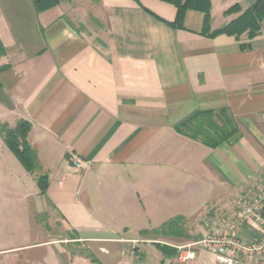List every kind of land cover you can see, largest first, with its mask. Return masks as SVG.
Instances as JSON below:
<instances>
[{
    "label": "crops",
    "instance_id": "1",
    "mask_svg": "<svg viewBox=\"0 0 264 264\" xmlns=\"http://www.w3.org/2000/svg\"><path fill=\"white\" fill-rule=\"evenodd\" d=\"M210 1L213 32L253 0ZM216 5H225L220 23ZM232 5L241 10L225 15ZM177 12L161 0H59L40 10L0 0V68L10 66L0 70V121L31 123L49 186L41 195L1 137L0 184L73 235L74 245L44 242L58 264H172L159 251L139 260L132 241L177 216L203 218L199 239L205 221L232 220L234 201L264 187V21L254 38L209 36L203 12L188 10L175 28ZM196 112H224L238 137L210 147L180 133ZM70 154L86 166L75 168ZM237 233L256 235L249 223ZM175 262L217 264L204 251Z\"/></svg>",
    "mask_w": 264,
    "mask_h": 264
},
{
    "label": "trees",
    "instance_id": "2",
    "mask_svg": "<svg viewBox=\"0 0 264 264\" xmlns=\"http://www.w3.org/2000/svg\"><path fill=\"white\" fill-rule=\"evenodd\" d=\"M175 5L178 9L177 18L169 23L172 27L181 28L183 19L188 10L194 9L205 14L204 35L217 36L227 34L240 38L247 34L249 38L256 37L262 28L264 21V0H253L249 7L235 20L229 24L211 32V1L210 0H161ZM37 10L56 5L59 0H33ZM241 10L240 5H235L225 12L226 15L237 13ZM7 49L0 39V57L6 55ZM10 66L6 65L0 70H6ZM2 84L0 82V90ZM31 123L21 119L17 125L12 128L7 123L0 122V137L5 145L15 155L23 168L30 174L36 175V182L40 194L45 196L49 186V176L47 173L40 174L41 170L36 150L30 145L28 135L31 131ZM177 130L196 140H201L210 147H217L220 144L231 141L238 137V130L234 123L224 112H196L177 125ZM183 218L176 217L165 224L160 230H155L152 234L156 236H165L172 238H188ZM158 250L165 259L177 257L176 248L157 244Z\"/></svg>",
    "mask_w": 264,
    "mask_h": 264
},
{
    "label": "rangeland",
    "instance_id": "3",
    "mask_svg": "<svg viewBox=\"0 0 264 264\" xmlns=\"http://www.w3.org/2000/svg\"><path fill=\"white\" fill-rule=\"evenodd\" d=\"M224 6L225 5H216L215 16L217 19V23L221 22V9ZM233 6L235 5L230 6L227 10H229ZM85 21L87 22V25H89V27L91 26V29L98 30L99 25L97 23L90 20ZM77 25L82 30H88V28L82 24L77 23ZM2 101L4 102L3 99ZM1 109H3L2 106H0V111ZM29 143L33 147L30 141ZM4 147L7 146L4 144ZM11 155L14 159H16L15 155H13L12 153ZM68 160L69 162H71V155L69 156ZM16 161H18V159H16ZM29 205V202H24L19 197L18 192L15 194V192L11 189V186H8L5 183L0 184V264H58V260L55 259L53 254H46L47 245L75 244L71 241L74 238L73 235L66 234L60 228V225H58V223H56V220H54L53 217H51V215L49 214V209L47 210V208H45L44 210L35 211L36 215L34 217L35 213L33 214V211L31 210L36 207L33 203L30 206ZM160 213H162L163 216L165 215L164 210H161ZM182 218V224H184L186 232L189 235L188 238L181 239L156 236L152 234L153 231L160 230L165 224L173 220L170 219L164 222L165 217L157 218L154 222L155 224L160 225H158L153 231L150 232L148 230L141 231V238L132 241L133 249L131 250V252L135 255V257H138L139 260H144L146 257L150 260L153 258V252L159 251L157 248V244H168L174 246L188 244L190 242L198 240L196 238L198 235H200L203 218L196 217L188 219L187 221H185L184 217ZM36 224L40 225V227H36ZM129 236L135 235L130 234ZM45 241L47 242V245H44ZM197 257L198 254L195 259H197ZM60 259L62 258L60 257ZM176 260L177 257L176 259L171 260V263L178 264L177 262H175ZM61 263H63V261ZM167 263L169 262L167 261L166 264Z\"/></svg>",
    "mask_w": 264,
    "mask_h": 264
},
{
    "label": "built area",
    "instance_id": "4",
    "mask_svg": "<svg viewBox=\"0 0 264 264\" xmlns=\"http://www.w3.org/2000/svg\"><path fill=\"white\" fill-rule=\"evenodd\" d=\"M71 163L75 168H84L86 162L74 154ZM234 217L225 223L205 221V232L194 242L174 245L178 251L177 261L194 260L201 251L213 255L217 264H254L264 258V187L252 193L251 198L241 196L234 201ZM249 223L256 232L253 240L242 239L238 227Z\"/></svg>",
    "mask_w": 264,
    "mask_h": 264
}]
</instances>
